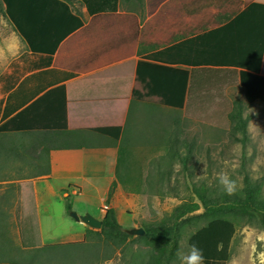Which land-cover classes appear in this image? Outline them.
<instances>
[{
	"label": "crops",
	"instance_id": "obj_1",
	"mask_svg": "<svg viewBox=\"0 0 264 264\" xmlns=\"http://www.w3.org/2000/svg\"><path fill=\"white\" fill-rule=\"evenodd\" d=\"M59 1L78 24L47 4L36 51L6 17L0 128L18 119L0 131V264H59L55 246L99 230L71 218L67 203L97 220L107 206L124 230L152 222L175 200L171 164L195 176L197 106L232 103L240 72L264 76V0ZM180 73L173 108L162 94L176 87L178 99Z\"/></svg>",
	"mask_w": 264,
	"mask_h": 264
},
{
	"label": "rangeland",
	"instance_id": "obj_2",
	"mask_svg": "<svg viewBox=\"0 0 264 264\" xmlns=\"http://www.w3.org/2000/svg\"><path fill=\"white\" fill-rule=\"evenodd\" d=\"M12 25L7 20L3 5L0 3V45L13 34ZM235 100L232 103H221L212 108H202L197 106V127L196 143L197 152L195 157V176L185 179L182 163L171 164L170 174L174 175V184L169 187L172 199L165 204L161 214L156 210L151 211L150 225H159L165 218L173 214L178 208H195L194 212L188 213L182 219L180 237L177 242L178 256L172 264H182V256L190 254L188 247V237L206 225L211 219L203 217V207L200 197L204 200L221 202L228 198L242 197L243 179L248 176L252 184L256 187L257 199L264 201V104L255 102L247 105L242 98V91L236 88L232 91ZM238 102L241 105L242 117H248L246 125V135L239 131H233L228 119L229 114L234 111V106ZM193 129H189L192 134ZM188 134V132H187ZM153 141V140H152ZM157 141V140H154ZM139 141H136V144ZM144 143V142H143ZM152 145V142H149ZM145 144V143H144ZM142 144V145H144ZM189 141L186 140V145ZM130 151L122 147L120 153L121 170L126 168ZM188 164V163H187ZM190 163V167L194 165ZM178 168L177 172H173ZM227 171L231 179L237 182V190L233 195L226 194L219 185L217 174ZM195 194V197L193 196ZM161 218V219H160ZM227 218L234 224V235L230 242L229 259L225 264H264V230L261 229L256 220L247 221L239 216H228ZM160 219V220H159ZM126 243L121 246H114L112 243L98 241L89 236L84 241L85 249L88 252L89 260L85 259V264H144L147 252L152 250V245H146L143 240H138L140 236L130 235ZM93 244V248L87 247ZM87 247V248H86ZM157 250L154 249L153 252Z\"/></svg>",
	"mask_w": 264,
	"mask_h": 264
},
{
	"label": "trees",
	"instance_id": "obj_3",
	"mask_svg": "<svg viewBox=\"0 0 264 264\" xmlns=\"http://www.w3.org/2000/svg\"><path fill=\"white\" fill-rule=\"evenodd\" d=\"M4 5V14L12 23L14 28L26 39L31 51H36L38 47L34 44L33 35L40 30H44L47 16H49L47 4H55L62 7L68 16L74 18L68 11L65 3L59 0H0ZM46 27H48L46 25ZM71 29V28H69ZM68 28H64L58 35L59 37L65 36L69 32ZM53 52L54 50H46ZM145 65L140 63L137 67V74L140 73L141 66ZM257 70V68H253ZM180 92L178 99L176 87L174 90L170 89L167 94H162L163 103L173 107L181 108L183 103V91L185 83H187V74L180 73ZM176 86V83L175 85ZM239 87H241L243 100L247 105L259 102L264 104V76H258L248 72H240ZM61 100L64 101V96L61 95ZM228 119L231 123L233 131H239L243 136L246 135V125L248 117H242L241 105L238 102L234 106ZM18 119L14 118L7 124L0 128V131L9 130L11 125ZM98 132L108 133V127H93ZM115 133L111 134L117 137L118 126H115ZM256 187L252 184L248 176L243 179L242 197H233L225 199L221 202L204 200L200 197L201 205L203 207V217L211 218L205 226L193 232L187 239L188 247L191 250L193 245L198 248L203 256V264H225L229 259L230 242L234 235V224L231 220L224 218L225 215L239 216L247 221L256 220L259 222L261 229L264 230V201L259 202L257 199ZM66 211L70 213L71 208L66 204ZM195 208L178 207L173 214L165 218L159 225H150L145 223L142 225L144 234L138 237V240H143L146 245H152V250L147 252L144 264H172L177 258V242L180 237V228L182 223L187 221L185 217L188 213L194 212ZM182 219H185L182 222ZM89 236L95 238V243L102 241L112 243L118 247L126 243L127 239L131 236L128 235L124 229L117 223L115 215L112 211L106 210L104 217L101 220V228L98 231H86L85 240ZM84 240V241H85ZM84 241L77 244L57 245L55 246L59 251V264H85L87 251L85 249ZM93 244L87 247L93 248ZM86 247V248H87ZM156 249V252L153 250ZM88 256H87V259Z\"/></svg>",
	"mask_w": 264,
	"mask_h": 264
},
{
	"label": "clouds",
	"instance_id": "obj_4",
	"mask_svg": "<svg viewBox=\"0 0 264 264\" xmlns=\"http://www.w3.org/2000/svg\"><path fill=\"white\" fill-rule=\"evenodd\" d=\"M217 179L222 190L228 194L233 195L237 190V182L231 179L227 171H221L217 174ZM178 256L181 255L180 252L177 253ZM182 264H203V256L201 251L196 248L195 245L191 247V252L188 255L182 256Z\"/></svg>",
	"mask_w": 264,
	"mask_h": 264
},
{
	"label": "water",
	"instance_id": "obj_5",
	"mask_svg": "<svg viewBox=\"0 0 264 264\" xmlns=\"http://www.w3.org/2000/svg\"><path fill=\"white\" fill-rule=\"evenodd\" d=\"M69 216L76 221H81L86 224L88 227L93 229H100L101 228V220H97L90 215L86 216H77L75 212H70ZM128 235L134 236H142L144 234V230L142 228H132V229H125L124 230Z\"/></svg>",
	"mask_w": 264,
	"mask_h": 264
},
{
	"label": "built area",
	"instance_id": "obj_6",
	"mask_svg": "<svg viewBox=\"0 0 264 264\" xmlns=\"http://www.w3.org/2000/svg\"><path fill=\"white\" fill-rule=\"evenodd\" d=\"M106 210H107V206L102 207L103 212H106Z\"/></svg>",
	"mask_w": 264,
	"mask_h": 264
}]
</instances>
